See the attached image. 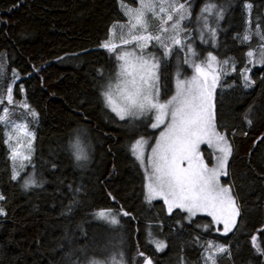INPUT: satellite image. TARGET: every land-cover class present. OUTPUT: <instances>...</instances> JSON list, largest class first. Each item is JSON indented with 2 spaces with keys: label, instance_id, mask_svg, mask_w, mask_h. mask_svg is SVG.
Instances as JSON below:
<instances>
[{
  "label": "trees",
  "instance_id": "16d2710c",
  "mask_svg": "<svg viewBox=\"0 0 264 264\" xmlns=\"http://www.w3.org/2000/svg\"><path fill=\"white\" fill-rule=\"evenodd\" d=\"M122 2L136 0H0V96L14 84V102L28 104L35 172L33 185L25 186L26 174L12 178L0 122V264H85L121 235L128 264L145 258L207 264L211 241L227 249L217 264H264L252 242L256 237L264 249V65L253 67L251 86L243 78L257 29L264 34V0L185 2L194 5L193 19L209 3L224 11L215 53L227 61L228 75L216 86L215 123L231 141L222 181L240 213L227 235L216 232L209 216L188 220L180 209L169 213L163 201L145 199V175L131 145L140 137L153 142L158 130L147 119H119L102 95L113 71L102 45L124 20ZM250 27L251 39L242 40ZM173 65L171 59L161 65L164 100L174 93ZM101 210L121 213L120 225L98 219ZM150 232L166 241L164 252L151 243Z\"/></svg>",
  "mask_w": 264,
  "mask_h": 264
},
{
  "label": "snow or ice",
  "instance_id": "6c2138e0",
  "mask_svg": "<svg viewBox=\"0 0 264 264\" xmlns=\"http://www.w3.org/2000/svg\"><path fill=\"white\" fill-rule=\"evenodd\" d=\"M139 8H131L123 4L125 13L129 16V27L127 38L121 31L120 39L124 45L135 42V47L139 49V54L135 50H122L116 53V60L121 61L118 64L119 71L116 73V82L110 83L107 89L102 93L105 106L114 112L119 119L124 120L127 117L139 119L142 115L155 111V122L151 124L152 128H158L164 123L165 117H170V121L165 125L160 133L155 147L151 149V154L147 158V167L151 169L148 173V195L147 199L151 201L159 196L164 199L168 205L169 213L173 208H178L194 216L197 212H205L212 216L217 223L224 226V234H227L236 226V217L239 216V209L236 198L232 195L231 188L223 186L220 182L222 175H227V163L232 154V145L227 138L217 131L215 123L214 105L212 103L213 91L219 79L212 67V62L216 57L209 55L207 61L202 63L192 62L195 74L190 80H178L176 94L171 99L161 102L159 99L158 88V69L159 60L155 55L145 54V49L149 41L155 40L164 49V56L171 54L172 48L168 46L165 40H170L174 45H182L178 38L179 33L183 31L181 22L185 19L183 12L174 20V13L185 9L184 3H169L168 0H139ZM252 5L247 8L251 10ZM214 4L209 3L202 10L211 14ZM147 13H151V18L160 19V27L156 33L149 31L150 19ZM219 15V13H218ZM170 29L174 33L169 37H164V33ZM123 29L124 26L118 25ZM212 35L215 31L212 30ZM251 27L242 36V40L251 39ZM256 35L264 41V34L259 29ZM119 45L111 41L105 42L102 47L110 52H115ZM188 51L195 55L189 47ZM249 58L254 56L253 51L247 53ZM188 61L186 60L185 63ZM251 63L252 60L250 59ZM224 63H227L225 61ZM257 63H264V51L260 52V60ZM211 75V84L208 83V77ZM243 75V74H242ZM246 82L245 86H251L253 83L247 75H243ZM11 88L8 89V100L12 101ZM22 107L27 108L26 104ZM35 117V111L31 112ZM7 109H4V116H0V122L7 123ZM251 124V121H249ZM14 133L18 134L24 131L30 138L28 147H31V139H34V133L27 129V125L21 129L19 126L13 128ZM12 136H9V140ZM207 143L220 153L216 157L217 163L209 168L204 162L200 145ZM146 141L141 138L131 145V151L141 165H145L144 145ZM23 146L17 139V146L12 149L11 159L16 161L21 155L18 148ZM76 158L82 159L80 154ZM24 160L30 159L27 154L23 155ZM186 165V166H185ZM21 167L23 165L21 164ZM18 173L14 171L13 179L17 178ZM33 183L25 181V186ZM4 199L0 196V200ZM4 210L0 207V215ZM127 215L128 213H123ZM101 218H109L110 222L115 224L119 221L111 213L101 211L98 213ZM253 246L264 255V249L257 243V238L252 239ZM157 250H162L165 245L162 242L154 241ZM212 247V245H209ZM217 253H225L227 249L217 245ZM143 255V253H141ZM214 255L207 256L205 259L211 260L216 264ZM91 264H99L93 260ZM113 264H116L113 260ZM144 264H151V260L145 258Z\"/></svg>",
  "mask_w": 264,
  "mask_h": 264
},
{
  "label": "rangeland",
  "instance_id": "374dc122",
  "mask_svg": "<svg viewBox=\"0 0 264 264\" xmlns=\"http://www.w3.org/2000/svg\"><path fill=\"white\" fill-rule=\"evenodd\" d=\"M157 2H158V0H157ZM168 2L169 3L175 2L178 5L179 3L185 4L186 0H168ZM123 4H126L128 7H131V8H139L140 7L139 0H136L135 4H128V3L122 2L120 4V6H121V10H122V13L124 16V20L116 23L112 27L108 39L106 41H104V43L111 41L112 43L119 45L116 48L115 52H110L106 48L103 47V52L106 55V57L108 58V60L110 61V67L113 68L112 77L110 78L111 80L108 81L107 86L110 83L114 84L116 82V73L119 71L118 64L121 63V61L116 60V58H115L116 53L121 52L122 50H128V51L135 50L137 52V54H139V49H137L135 47V42L128 44V45H124L120 39L121 31H123L125 33V38H127L126 34L128 31V27H129V16L125 13L124 8L122 7ZM211 4H213V3H211ZM193 6L194 5H190L188 7L185 6V9L180 10V11L174 13V15H173V19H174V17L179 16L181 12H183L185 14V19L181 22V27L183 28V30H187L188 33L186 36L183 34V31H181L179 33L178 38L182 41V45H174V44H172V42L170 40H165V42L168 44V46L172 48L170 55L164 56V54H163L164 49L155 40L147 42L148 46L145 49V54L151 53V54L155 55V57L159 60V63H160V66L158 69V75H159L158 88H159V99L161 102H164L166 100L171 99V97L176 94L177 81L178 80H190L192 78V76L195 74L194 68L192 67L193 61H195L196 63H202L204 61H207V58L209 57V55L215 56L216 61L212 62V67L215 70V73L219 77L218 80H220L223 77L228 75V73H224V69H223L224 62L221 60L219 55H217V53H215V50L218 49V47H219L218 46L219 45L218 44V34H219L220 27H221V21L224 18V11L221 10V8L218 5H215V8H213L211 14L206 13V12L202 13V10L205 8V6H203V7H200V9L198 11L199 13H197L196 17L193 19V16H192V13L194 11ZM218 13H219V15H218ZM213 14H215V16H216V21L213 20ZM147 16L150 19L149 31L152 32L153 34H155L157 29L160 27L161 21H160V19H157V18H151V13H147ZM171 23H172V21H169L168 25H165V27H169V31L167 33L163 34L164 37H169L171 35H174V33L170 29ZM118 25L124 26L123 29H121L119 27H115ZM212 30L215 31L214 36L212 35ZM207 33H209L210 37L207 36ZM255 37L257 39V44L255 45L254 48L248 50V52L253 51L254 56L252 58H249L247 55L248 59H251L252 62L244 69V75H247L250 79H251V71H252L253 67H255V66L261 67L264 65V63H257V61L260 60V52L264 51V41H262L260 39V36H258V35H255ZM189 47L192 49V51L195 53V55H193L192 53H190L188 51ZM168 59H171L173 64H174L173 65L174 66V72H173L174 93L172 94V96H170V98L164 100L161 97L160 69H161L162 63ZM186 60L188 61L187 63H185ZM208 83L211 84V75H209V77H208ZM217 83H218V81H217ZM13 85L9 87L12 90V92H11L12 101L11 102H9V100H8V91L6 93L2 92V95L0 96V116H4V109H7V118H6L7 123H5V122H2V123L6 127V140H7V143L9 144L10 149H11L10 157L12 156L13 147L17 146V139H19L23 145V146L18 148V151L21 153V155L17 157L16 161H13V159H11L13 170L18 173L17 177L21 174H26L27 181L30 180L33 182L29 185H33L35 172H34L33 164L31 163V158H32V152H33L34 139H31V147L29 148L28 147V141L30 138L26 135V133L24 131H20L18 134H16L13 131L14 127L19 126L21 129H23L24 125H27V129L29 131H31V129H30V115H29L28 107L27 108L22 107V105L26 104L28 106V104L26 102H24L23 100L19 101L17 103L14 102V100H13ZM106 89H107V87H105L103 89V92ZM215 91H216V87L213 91V98H212V103L214 105V115H215ZM103 99H104V97H103ZM127 119H132V120L147 119L148 121H150V127H151V124L155 122V111L147 113L145 115H142L139 119L127 117L124 120H127ZM169 121H170V117H165L164 123L161 124L158 128L154 129L151 127L153 130H158V135L153 142H151V140L147 137H140L137 139V140H139V139L143 138L146 141V144L143 146L144 147L145 165L142 166L140 161H138L137 159L136 160L140 164V166L144 172V175H145V199L148 203H153L155 201H163L164 202V199L159 197V196L153 198L151 201H149L146 198L148 195V184H149L148 173H150V171H151V169L149 167H147V158L151 154V149L153 147H155L156 141L160 137V133L164 130L165 125ZM217 131H219L218 128H217ZM31 132L33 133V131H31ZM221 134H223L231 144V141L228 138V136L225 135L224 133H221ZM9 136H12L11 140H9ZM204 147L208 148L207 152L204 151ZM200 153H201V156H202L204 162L208 165L209 168H212L216 165V163H217L216 157L218 155H220V153L217 152L214 147L209 146L207 143L200 145ZM24 154L29 155L30 159L24 160L23 159ZM135 158H136V156H135ZM230 158H231V156L229 157V160H230ZM229 160H228V163H229ZM228 163H227V167H228ZM21 164L23 165V167H21ZM226 171H227V168H226ZM225 176L226 175H222L220 177V182L223 186L230 187L228 185H225L222 181V179ZM231 192H232V189H231ZM232 195H233V192H232ZM164 204L168 210V205L165 202H164ZM175 209H178V208H173V210H175ZM101 211H104L106 213L110 212L111 216H115L119 222L113 224L110 222V217L109 218H101L97 214L98 219L105 220L112 227L120 225L121 216H122L121 213L113 212V211H109V210H101ZM101 211H99V212H101ZM183 212H185V211H183ZM185 213L187 214L188 220H191L198 215H206V216H209L212 218V216L207 215V213H205V212H197L194 216H190L187 212H185ZM238 217L239 216L236 217V224L238 221ZM212 220H213V218H212ZM213 222L216 224V229H217L216 232L221 234V235H227V234L231 233L233 231V229L235 228V227H233L231 231H229L227 234H224L223 224L217 223L214 220H213ZM151 228H149V229H151ZM157 235H154L150 232L151 243L157 249L154 241L162 242L165 245V247L162 250H159V251L157 250V251L158 252H164L166 250L167 243L164 239H161L159 237V235L158 236ZM209 245H212V247H209ZM217 245L225 248V246H223V245H221L215 241L208 242V245H207L205 253H204V259L207 256H211V255L215 254L214 259H215L216 264H217L218 256L223 254V253H217L216 252V246ZM126 247H127L126 246V240H125L124 236L121 235V236L117 237L115 240H113L110 245L104 247V249H103L104 252L102 253L103 256L91 258L90 260H87L85 264H91V261H93V260L98 261L99 264H113V260H115L116 264H128V259H127L128 256H127V248ZM98 249L102 250L101 247H99ZM206 263L212 264V261L207 260Z\"/></svg>",
  "mask_w": 264,
  "mask_h": 264
}]
</instances>
